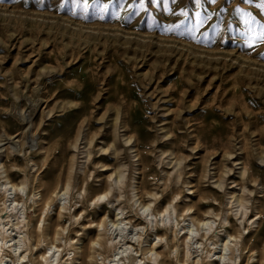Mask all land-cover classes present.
Segmentation results:
<instances>
[{"label": "rangeland", "instance_id": "obj_1", "mask_svg": "<svg viewBox=\"0 0 264 264\" xmlns=\"http://www.w3.org/2000/svg\"><path fill=\"white\" fill-rule=\"evenodd\" d=\"M88 2L85 12L82 4L71 6V11L70 6L60 7L63 0H0V164L5 166L0 170V192L6 193V205L14 209L11 223L18 220L33 227L32 219L39 215L34 211L36 201L43 192L37 188L38 179L49 171L42 166L45 156L55 153L57 138L72 127L79 146L72 147L70 154L74 186L47 206L35 224L40 229L56 226L59 205L67 207L57 227L65 228L63 234L60 230L59 245L75 248L67 257L74 253L79 257L100 234L94 251L108 240L119 251L132 247L131 254L140 256L142 264L146 259L154 262L156 254L147 249L159 242L163 247L158 252L163 251L176 230L179 245L184 234L193 240L189 248L174 247V257L184 248L195 260L209 256L215 264H258L256 251L240 249L242 239L229 237L227 219L241 229L246 240L255 241L264 230V224L258 232V224H252L259 222L258 208L264 202L261 0H200L199 5L196 0H168L172 12L165 11L161 2L149 4L148 12L139 14L127 8L132 0H126L123 7L109 0ZM97 4H109V11L101 14ZM181 9L187 10L188 20ZM197 12L201 18L210 15L211 19L188 34L180 21L195 22ZM245 14L256 23L245 24L249 18ZM169 25L179 27L167 31ZM128 118L153 145L145 152L149 158L146 180L148 190L159 194L146 215L154 224L158 216L160 228L174 226L163 240L156 236L155 227L133 226L138 207L129 202L130 185L140 183L141 166L131 149L133 141L126 144ZM94 132L110 134L120 146L119 160L114 149L106 153L112 159L108 170L92 164L100 161L106 144L97 137L92 146L87 145ZM119 164L125 165L126 175L121 192L115 186L116 174L108 179ZM246 168L254 172V178ZM85 172L89 175L82 189L91 188L86 192L77 186ZM178 173L175 187L165 182ZM7 174L10 181L23 185L16 191L4 186ZM219 176L223 178L221 187ZM198 181L207 193L217 191V196L200 201L193 187ZM106 185L111 191L108 196L99 203L91 202ZM120 193L123 198L118 200L115 195ZM174 195L177 198L172 202ZM238 198L246 199L248 209L239 207ZM108 199L113 203L108 204ZM149 200L146 194V202ZM169 201L176 211L161 217L158 212ZM201 203L205 207L200 209ZM118 205L125 207L124 217L132 219L131 224L127 220L119 225L111 222ZM210 206L216 208L218 217L207 213ZM188 207L192 209L186 213ZM205 213L210 219L206 226L198 224ZM222 225L229 231H222ZM10 232L19 238L26 236V231ZM212 235H218L220 241L208 239ZM108 254L111 252L104 255Z\"/></svg>", "mask_w": 264, "mask_h": 264}, {"label": "bare ground", "instance_id": "obj_2", "mask_svg": "<svg viewBox=\"0 0 264 264\" xmlns=\"http://www.w3.org/2000/svg\"><path fill=\"white\" fill-rule=\"evenodd\" d=\"M125 131L128 135L126 139V144H129L133 141L131 149H134V152L136 155L134 157L138 158V161L140 163L141 168L140 174H141V181L139 182H132L131 187V197L129 198V202L134 208L137 206L140 208V211L137 208L136 217L137 220L135 223H133L135 228H156V236L160 238V240H163L168 233V230H173L174 226H169L167 228H160V224L158 221V216H155L157 222L154 224V220L149 218L148 215H146V210H149L151 208V205L154 200L158 199L157 192L149 191V182L146 180V177L148 174L146 173V167L149 166V158L146 157L145 152L146 150H150V148L153 146L150 141H147L146 133L140 128V127H133V121L132 119L128 118L125 121ZM76 132L72 129V127H67L65 130V133L63 136L57 138V148L56 151H54V154L45 156V161L43 163V167L49 168V171L45 176H43L41 179H38V189H42V195L41 200L36 201L37 207H35L34 211L35 213H39L37 216L38 218L32 219L33 227L29 226V223L26 225H23V221H18L16 223H11L10 218L13 216L14 209H12L11 206L6 205V199L7 195L1 194L0 192V264H93L95 260L99 262V264H142L143 259L139 260V257L134 256L131 254V248H125L122 251H119V248L113 243H109L107 240L105 243H99V248L94 251L96 243L99 242L100 234L97 235V239L91 240V244L85 248V250L81 251L82 253L80 256L76 257V253H74L73 256H69L68 252L70 250L75 251V248H73L72 245L69 246L68 249L64 248L59 245L61 243H58L59 241V235H62L65 233V228H57L60 227L61 220L60 217H62L63 212L67 209V207L59 205V213H58V221L56 226H52L51 224L46 226L43 225L40 228L35 226L37 222L40 221L39 218H41V215L46 212L47 206H51L53 202H57L60 197L65 195L71 188L74 186L73 179L76 177V174L74 173V159L70 158V154L73 152L71 150L72 147L79 148L78 146V136L74 135ZM100 137L102 138L106 144L101 148V151L104 152L101 156H99L100 160L99 162L94 161L92 164L99 165L101 164V167L105 168V170H108L109 167L108 162H110L112 159L109 157L106 153L110 151L111 149H114L115 159L119 160L120 158V146L118 144V141L116 139H113L110 134L107 133H98L94 132L92 136L89 134L88 143L87 145L92 146L94 142L96 141V138ZM113 141V142H112ZM170 143V142H169ZM133 144H135L133 146ZM208 150V149H206ZM172 154H175L177 152V149L172 151ZM91 154H88V158H90ZM56 160L53 162L50 161L52 158H55ZM178 159V158H177ZM124 166L122 164L118 165V168L113 170L111 175L108 179L112 178L114 174H116L115 177V186L117 189L121 192L124 189L125 181H126V175L124 173ZM5 168L2 164H0V170ZM246 170H249V174L251 177L254 178L255 174L251 169L246 168ZM4 172H8L5 170ZM12 174L10 173V176ZM89 172H85L82 177H79L78 180H81V182L77 185L79 186V191H87L91 190L90 187H86L82 189V186L87 183ZM6 178L4 186H8L11 189H14L15 191L23 185V183H16L10 181L9 175L4 176ZM168 181L170 184H174V187L178 184V180L180 179V173L173 179L172 175L169 176ZM135 179V178H134ZM133 179V180H134ZM217 182L219 183V186L221 187L223 178L219 176L217 179ZM245 183V182H244ZM264 184V180L262 182ZM136 184H139L138 186H135ZM166 185V183H165ZM107 186V185H106ZM112 184H110V187ZM196 193L200 199V201H209L212 199V197L217 196V191H209L207 193L203 188H201V183L198 181L197 185H193ZM108 186L106 187V190L102 193H98L94 196V198L91 200V202L99 203L103 198H106L108 194L111 191H107ZM175 190V188H174ZM173 190V191H174ZM175 193V191H174ZM146 194L151 199L146 202ZM138 195H140L138 197ZM89 195H87L86 199ZM115 197L120 200L123 198V195L120 193L119 195H115ZM177 198L176 195L171 199L173 202ZM153 200V201H152ZM245 200L246 199H237V203H239V207L248 209L245 206ZM17 201V194L15 195L14 202ZM169 201L167 206L160 210L158 214L161 217H165L168 214H171L172 211H176L175 206L172 205V202ZM108 204H111L113 202L107 201ZM120 207H117L115 211L113 212L114 219L111 220V222L114 225H119L120 223H123L125 220L128 221V223H132V219L128 220V217H124L126 215L125 213V207L118 205ZM198 207L201 209L205 207L203 203L201 205L199 204ZM119 208V209H118ZM209 210L207 211L208 214H215V216H219L216 213V208L214 206L208 207ZM192 208H186L185 212L188 213ZM207 213L199 217L198 224L207 225L210 223V219L207 216ZM244 216H247L248 213L245 210ZM259 215V222L253 221L252 224L256 223L258 224V229L256 232H258L259 228L264 224V202H262L261 206L258 208ZM5 216V217H4ZM16 216V214H15ZM4 217V219H3ZM77 218V216H75ZM252 217H249L248 220H251ZM139 221V222H138ZM228 223L230 224L231 233L229 234L230 238L242 239L240 249H248V252L256 251L259 254V260L258 264H264V230L261 231V235L255 239V241L250 240L242 237V231L241 229L236 228L235 225H233L229 219H227ZM103 223V222H102ZM101 223V224H102ZM101 224H97V226H101ZM163 227H166V224L163 221ZM10 225V227H8ZM147 225V226H144ZM224 225V222H223ZM222 225V226H223ZM224 227V226H223ZM212 229V227H210ZM246 229V226H245ZM251 229V228H250ZM14 230H20L18 233H22V231H26V236L19 238L14 235L10 231ZM60 230H62V234L60 233ZM224 232H228L229 230L224 227L222 229ZM176 234L174 237H171L167 239V245L165 246V249L163 251L158 252L159 249H161L163 246L158 245V243H153L147 249L149 252H153L156 254V259H154V262L156 264H215L214 261L209 260V256H206L205 258L201 260H195L192 259V254L189 250L185 251L183 248L182 251L177 254L176 257L172 256L173 253L171 250L175 247L176 250L180 246H185L186 248H189V245L191 241L193 240V236L187 237V234H184V240L179 245L178 241V233L175 230ZM160 233H163L161 236ZM207 235V234H206ZM205 235V236H206ZM203 236V235H202ZM183 237V236H182ZM216 239L215 242L220 241V237L218 235H212L208 239ZM19 239V240H18ZM33 239V240H32ZM223 241V240H222ZM73 244V243H71ZM93 245V246H92ZM42 246H44L42 248ZM43 249V250H42ZM130 250V251H129ZM67 251L66 254L63 255V253ZM108 251L111 252V254L104 255L105 253H108ZM210 254V252H207ZM160 257V259H158ZM250 258V257H249ZM242 258H240L241 261ZM80 261L79 263H76V261ZM153 261H150L146 259V262L144 261L143 264H154ZM233 264H236L235 262Z\"/></svg>", "mask_w": 264, "mask_h": 264}, {"label": "snow or ice", "instance_id": "obj_3", "mask_svg": "<svg viewBox=\"0 0 264 264\" xmlns=\"http://www.w3.org/2000/svg\"><path fill=\"white\" fill-rule=\"evenodd\" d=\"M116 2L120 7H123L124 4L126 3V0H109V3ZM163 3L165 11L172 12L171 8H168V0H132L131 3L127 4V8L132 10L134 14H139L140 12H148V5H156L159 3ZM216 0H212V3H215ZM249 3L252 2V0H248ZM197 5L200 4V0H196ZM76 4H82L85 12L90 7V4L88 0H63V3L60 5V7H65V6H70L69 10L71 11V6H75ZM98 10L101 14L107 13L109 11V4H97ZM259 7L264 10V0H261ZM241 10L238 8L237 12H240ZM180 14L185 17V20H188V12L186 9H181ZM197 20L195 22H190L188 24H185V21L182 20L180 21L181 25H185V32L188 34H191L192 31H194L197 27H200L205 23L208 19H211L210 15H205L201 18V14L197 12L196 14ZM248 16V19H245L244 23L245 24H251V23H256V21L250 17L249 14H245ZM101 18H103V15H101ZM152 24H149V27H151ZM179 27V25H169L166 26L167 31H172L174 28ZM264 27V25H262Z\"/></svg>", "mask_w": 264, "mask_h": 264}]
</instances>
